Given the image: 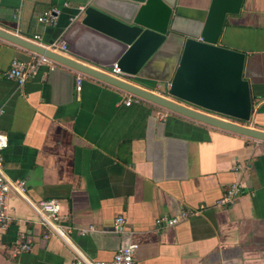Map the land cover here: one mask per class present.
Instances as JSON below:
<instances>
[{"label":"crops","instance_id":"1","mask_svg":"<svg viewBox=\"0 0 264 264\" xmlns=\"http://www.w3.org/2000/svg\"><path fill=\"white\" fill-rule=\"evenodd\" d=\"M89 1L1 0L0 28L40 46L64 42ZM211 3L177 0L169 41L139 77L124 80L165 94L186 35L200 36ZM52 6L62 12L50 25L42 15ZM220 44L246 54L253 103L246 126L264 132V0H243L239 13L227 16ZM31 53L0 38V130L9 138L4 168L28 185V201L8 197L0 264H70L77 252L89 261L111 260L131 243L139 245L134 264H264V141L149 102L128 106L127 92L97 79L85 78L78 91L77 71L68 67H42L20 86L7 72ZM238 181L240 196L218 207ZM51 199L61 203L68 243L45 238L30 205ZM185 212L176 225L157 229V218ZM119 216L125 225L116 233ZM22 243L31 249L19 252Z\"/></svg>","mask_w":264,"mask_h":264},{"label":"water","instance_id":"2","mask_svg":"<svg viewBox=\"0 0 264 264\" xmlns=\"http://www.w3.org/2000/svg\"><path fill=\"white\" fill-rule=\"evenodd\" d=\"M176 2L90 0L62 39L78 59L2 28L0 38L181 116L264 141V132L246 126L253 110L250 83L244 76L246 54L220 44L227 16L239 13L243 0H212L200 36L186 35L178 67L165 94L115 78L89 65L117 64L128 78L139 77L169 41L174 30ZM195 108L231 117L242 124L215 118Z\"/></svg>","mask_w":264,"mask_h":264},{"label":"built area","instance_id":"3","mask_svg":"<svg viewBox=\"0 0 264 264\" xmlns=\"http://www.w3.org/2000/svg\"><path fill=\"white\" fill-rule=\"evenodd\" d=\"M64 6L68 7L69 4L65 3ZM84 7H80L79 10H83ZM62 12V8L59 6H52L46 9L42 15V21L46 24H56L58 17ZM35 38H39L36 36ZM47 49L53 50L54 52H58L61 54H69V46L65 42H53L49 45L43 46ZM87 63V62H85ZM88 64V63H87ZM96 69L109 74L115 78L125 79L122 76L127 77L125 73L121 71L117 64L103 66V65H93L89 64ZM49 68L50 71L55 70L57 67H66L59 62L32 52L31 57L29 60H20L14 59L12 61L11 68L7 72L8 78L15 80L20 86H23L30 78L35 77L38 74V71L42 67ZM92 78L89 75H86L82 72L77 71L76 83H77V90H81V86L83 80L85 78ZM147 102L140 97H137L131 93L127 92V98L125 100V104L130 106L133 103H142ZM198 111L213 116L215 118L228 121V122H235V119L217 114L214 112H210L207 110H203L201 108H197ZM4 114V110L0 108V119ZM9 147V138L6 133L0 130V224L4 225L7 223V216H6V209H7V200L11 193L16 194L18 197L27 200V191L28 185L25 180H12L10 179L6 173L4 168V152ZM243 190V185L241 182H234L230 185L227 189L225 195L218 201V207H225L230 204H233L234 201L240 196ZM35 212L38 214L40 219V224L44 228V237L49 238L50 236H55L62 239L64 242L68 243V233L71 232L69 227L63 226V217L61 214V203L57 199L51 200H43L36 204H31ZM188 216L187 212L182 214L180 217H176L173 219H168L166 217H159L155 221V225L158 230H161L166 227H171L176 225L181 219H185ZM125 225V219L123 216H119L116 218L113 231L116 233H120L123 231ZM81 234H86V230H81ZM31 249L29 243H22L19 245V252H26ZM139 249V245L136 243H131L127 246L121 247L117 252H115L113 258L111 260H96V261H89L87 260L82 254L76 253V257L70 264H134V258L136 252Z\"/></svg>","mask_w":264,"mask_h":264},{"label":"trees","instance_id":"4","mask_svg":"<svg viewBox=\"0 0 264 264\" xmlns=\"http://www.w3.org/2000/svg\"><path fill=\"white\" fill-rule=\"evenodd\" d=\"M142 82H143V81H142ZM143 83H145V84L147 85V83H148V82H146V80H144V82H143Z\"/></svg>","mask_w":264,"mask_h":264},{"label":"rangeland","instance_id":"5","mask_svg":"<svg viewBox=\"0 0 264 264\" xmlns=\"http://www.w3.org/2000/svg\"><path fill=\"white\" fill-rule=\"evenodd\" d=\"M122 77L126 79V77H124V76H122Z\"/></svg>","mask_w":264,"mask_h":264}]
</instances>
